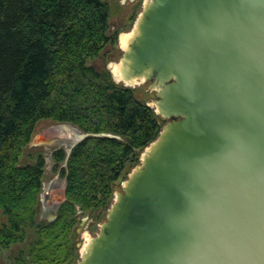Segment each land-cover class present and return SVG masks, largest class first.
Returning a JSON list of instances; mask_svg holds the SVG:
<instances>
[{"label":"water","instance_id":"1","mask_svg":"<svg viewBox=\"0 0 264 264\" xmlns=\"http://www.w3.org/2000/svg\"><path fill=\"white\" fill-rule=\"evenodd\" d=\"M108 70L166 123L76 264H264V0H145Z\"/></svg>","mask_w":264,"mask_h":264},{"label":"trees","instance_id":"2","mask_svg":"<svg viewBox=\"0 0 264 264\" xmlns=\"http://www.w3.org/2000/svg\"><path fill=\"white\" fill-rule=\"evenodd\" d=\"M110 18L105 0H0V249L35 234L19 264H74L77 213H106L116 184L166 123L110 70L89 65L117 44ZM44 120L92 136L68 159L54 153L57 167L67 161L59 171L66 200L56 220L38 223L45 160L21 158Z\"/></svg>","mask_w":264,"mask_h":264},{"label":"rangeland","instance_id":"3","mask_svg":"<svg viewBox=\"0 0 264 264\" xmlns=\"http://www.w3.org/2000/svg\"><path fill=\"white\" fill-rule=\"evenodd\" d=\"M105 1H107L111 7L110 35L118 32L117 44L115 46L108 45L101 52L99 57L89 62V65L98 68L111 69L113 64L118 65L120 63V59L123 54L121 38L124 35L132 33L136 21L143 9L145 0H141L138 5L133 8L131 7L130 3H125V0ZM148 86V84H143L129 88H133L136 90V96L140 100L146 102L148 105H152L151 102L155 98V92H150L148 90ZM84 137V133L79 128L71 124L55 123L50 120L40 121L37 124L34 137L30 144L24 150L23 156L21 158V164L25 165L33 163L36 156L39 154H42L45 160V174L42 183V192L40 194L39 214L37 220L38 223L53 222L49 220L50 217L45 215L47 210L52 207V204L60 205L66 200V179L60 176L59 171L62 167H66L67 161L57 167L56 162L53 159L54 153L58 150H63L67 157L69 151L72 150L79 142H81ZM145 150L146 148L143 150L140 156V162L138 165H140L141 163V159ZM138 165H136L135 167H137ZM135 167L130 170V173L134 170ZM130 173L127 175L126 179H122L116 184L113 192L112 203L102 217L95 212L84 213L82 211H79L77 213L78 219L77 223L75 224L76 235H73V241L77 242V244L74 243V248H76L78 252V258L74 262V264H76L80 260L82 251L84 250L85 245L88 243V241L91 238L95 237L99 232L100 225L106 220L107 212L117 198L116 193L122 190L123 184L128 179ZM83 219L91 221L93 225L89 227L87 225V221H84L83 223ZM28 232L31 233V236L29 237V241L24 244L29 246V244H31V241L35 239V234L33 229H28ZM20 249H23L22 246H14L9 251L3 252L0 256V264H12L13 258L18 255ZM29 250L30 249L25 247L24 250H22L25 252V254H23L25 258L27 257L26 254H28L27 252ZM26 264L33 263H31V261L27 259Z\"/></svg>","mask_w":264,"mask_h":264},{"label":"flooded vegetation","instance_id":"4","mask_svg":"<svg viewBox=\"0 0 264 264\" xmlns=\"http://www.w3.org/2000/svg\"><path fill=\"white\" fill-rule=\"evenodd\" d=\"M141 0H125V3H130V5H131V7L133 8V7H135L136 5H138V3L140 2ZM134 11V10H133ZM133 11H132V13H133ZM64 203V202H63ZM63 203H61L60 205L59 204H52L51 206V208H49L48 210H47V212H46V214L45 215H47L48 217H50V221H54V220H56V218H57V216H58V211H59V209H60V207H61V205L63 204ZM50 207V206H49ZM57 209V210H56ZM84 214V213H83ZM84 221L86 222L87 221V225L89 226V227H91L92 225H93V223H91V221H88L87 219H83V223H84ZM29 241V237L26 239V241L24 242V243H27ZM24 243H19V244H15V245H12V246H10L8 249H0V256H1V254L3 253V252H6V251H9L12 247H14V246H22V248L23 249H20L19 250V252H18V255L17 256H15L14 258H13V260H12V264H19V262H18V259L21 257V254H25V252L24 251H22V250H24V247L25 248H28V249H30L31 247H32V245L31 244H29V246L28 245H26V244H24ZM23 245H24V247H23ZM23 252V253H22ZM29 252V251H28ZM27 252V253H28ZM27 256L29 255V253L28 254H26ZM24 264H26V261H24Z\"/></svg>","mask_w":264,"mask_h":264},{"label":"bare ground","instance_id":"5","mask_svg":"<svg viewBox=\"0 0 264 264\" xmlns=\"http://www.w3.org/2000/svg\"><path fill=\"white\" fill-rule=\"evenodd\" d=\"M130 36H131V34H128V35H124L122 38H121V46L124 48V47H126V45L128 44V41H129V39H130ZM111 70H112V72L115 74V75H117V74H119V64L117 65V64H113L112 65V67H111ZM90 241V240H89ZM88 241V242H89ZM87 245V244H86ZM85 245V246H86Z\"/></svg>","mask_w":264,"mask_h":264}]
</instances>
